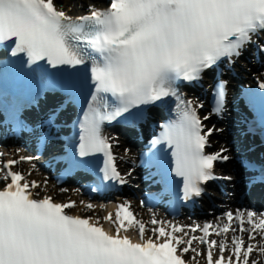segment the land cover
Returning a JSON list of instances; mask_svg holds the SVG:
<instances>
[{
  "label": "snow or ice",
  "instance_id": "snow-or-ice-1",
  "mask_svg": "<svg viewBox=\"0 0 264 264\" xmlns=\"http://www.w3.org/2000/svg\"><path fill=\"white\" fill-rule=\"evenodd\" d=\"M262 33L264 0H110L106 9H91L75 19L58 10L55 0H0V42L14 44L13 56L26 54L29 65L45 61L61 70L91 63L95 90L80 122L76 155L103 153L105 181L127 182L117 170L112 144L101 134V124L142 105L176 98L177 119L162 125L165 130L157 142L171 149L172 171L183 179L185 200L200 197L201 185L217 179L214 163L230 157L227 149L205 153L209 137L220 129H206L204 121L210 116L197 112L204 104L182 99L176 85L200 81L206 71L224 59L231 62L240 57L249 45L264 53ZM62 74L71 88L75 73ZM225 84L219 82L214 90L212 113L216 115L224 111ZM259 87L264 89V83ZM106 94L113 98L111 105L105 101ZM39 139L46 143L48 137L41 132ZM18 162L9 160L3 168ZM0 183V264H186L183 254L202 255L193 247L197 239L207 245L206 264H258L250 255L254 250L264 255V213L229 211L222 225L192 227L190 231L203 233L199 238L189 236L184 226L170 224L167 230L169 222L152 219L150 223L159 226L146 236L145 223L136 219L125 201L116 206L114 216L104 217L116 225L110 234L91 218L67 214L64 210L74 207V201L32 198L28 189L39 185L20 172L7 171ZM131 229L137 230L140 242L121 235ZM230 231L234 233L230 249L223 239H207ZM236 232L246 233L249 242ZM258 236L260 242L251 243ZM228 251L231 254L225 256Z\"/></svg>",
  "mask_w": 264,
  "mask_h": 264
},
{
  "label": "bare ground",
  "instance_id": "bare-ground-1",
  "mask_svg": "<svg viewBox=\"0 0 264 264\" xmlns=\"http://www.w3.org/2000/svg\"><path fill=\"white\" fill-rule=\"evenodd\" d=\"M92 2V1H91ZM89 2V3H91ZM93 4H96L94 2H92ZM91 3V4H92ZM222 139L219 140V143L222 144L221 142ZM224 145V144H223ZM15 149L14 147L12 146H6V145H3L0 143V150L2 151V153L10 158V157H15V156H20V154H25V153H31L33 159L30 161V163H28V167H32L31 170L29 172H24L22 171L25 179H27L28 177L29 178H32L34 177L35 180L39 181L40 183L38 184H41V185H44L45 188H43V191L41 193H50L52 195H55L54 199L56 200H59V199H62L61 201L64 202V201H74L75 202V206L70 208L72 211H76V212H84V213H87L88 215H92L94 216L93 218L95 217H98L100 218V220L102 222H104V217L108 214V213H111L110 212V204H108V206L105 204L104 206V210L101 212L102 214H97V211L95 209H87L85 207L84 202L86 201L85 200V191H83V187H80V186H76L75 184H72V185H69L67 184L65 186V190L63 192L59 191L56 189V186L54 184L55 182V179L53 177H51L50 175V171H48L47 169H45V167L43 165H40L39 163V159L41 157V153L40 154H36L34 156L33 152L31 150H28V148H26L25 146H22V145H18V144H15ZM127 148L124 150V151H121L119 148L118 150V153L120 154V158L123 159V157H128L129 155L131 156L132 153H135V149H136V146H134L133 144H128L127 143ZM5 157V158H6ZM48 176V177H46ZM33 191L36 190V188H33L32 189ZM135 193L136 195H138V190H135ZM125 200H130L131 203V208L133 210V213H135V215L137 216V218H140L142 219L143 221H145V223L147 224H151L150 221L152 219H156L158 221H164V222H169V225H166L167 227V230H170V224H176L178 221H176V219H172L171 217H167L165 216L163 213L164 212H160L159 209L157 208H151V207H145V206H141V204L138 203V200H137V197L135 196H126ZM225 200H228V199H225ZM124 201V200H123ZM230 201V200H229ZM83 202V203H81ZM125 202V201H124ZM221 210L222 211V214H218L217 212L215 213L214 211L212 213H208L206 216V219L208 218H211L212 220L215 219L217 222L219 223H226L227 220H226V217H225V213L231 211L233 213H235L237 210H240V209H237L235 210L232 206H229V205H224L223 207H221L220 209H218V211ZM240 211H243L242 209ZM116 211H114V214H115ZM245 212V210H244ZM254 213H256L257 215L261 214L260 212H258L257 210L254 211ZM180 218L178 217V220ZM196 219V218H195ZM195 219H193L192 224H194L195 222ZM99 222V220H97ZM238 225V222L236 224L233 225V227H236ZM159 225H154V227H157ZM247 226V225H245ZM184 230H186L189 234L192 232L190 231V229H186L184 228ZM197 232L199 233V230L197 229ZM240 233V232H239ZM234 233H232L231 231L227 233V235L229 237L226 238L225 240V244L228 246V244L231 243V237ZM236 235L238 234L237 232L235 233ZM176 235H180V233H177ZM216 237H219L217 235H215ZM223 236V235H221ZM239 236H242L245 241H248L247 240V234L246 233H240ZM199 241V239L197 240ZM196 240L194 241L195 243H198ZM260 242V238L259 236L257 237L256 240L254 241H251V243L253 244H258ZM213 253H215L216 251H218L217 248H213L212 249ZM229 252V251H228ZM228 252L225 253V256H228ZM187 255L183 254V257L185 258ZM193 257H195V260H193ZM192 259L190 258H185L187 263L189 264H205V261H204V258H199L198 256H193ZM250 260H256V261H261V260H264V255H262L260 252H253L251 255H250Z\"/></svg>",
  "mask_w": 264,
  "mask_h": 264
},
{
  "label": "rangeland",
  "instance_id": "rangeland-1",
  "mask_svg": "<svg viewBox=\"0 0 264 264\" xmlns=\"http://www.w3.org/2000/svg\"><path fill=\"white\" fill-rule=\"evenodd\" d=\"M94 2V3H98L100 5H105L106 1L105 0H55V4L58 8H61V10L65 11L66 13H70V14H79L83 11H87V7L89 4V2ZM91 2V3H92ZM116 148H120L121 151H124L125 147L122 144H117L115 146ZM23 166H28V162L26 161H22L21 162ZM29 169H27L28 172ZM44 185H39L38 189L39 191H43ZM58 190H61L60 188H58ZM64 191V190H63ZM61 190V192H63ZM50 194V193H49ZM55 197V195H53V198ZM87 208V207H86ZM88 209V208H87ZM93 209H95L97 211V214H102L101 212L105 209L103 205H99V206H95ZM89 210V209H88ZM261 264H264L263 262Z\"/></svg>",
  "mask_w": 264,
  "mask_h": 264
}]
</instances>
